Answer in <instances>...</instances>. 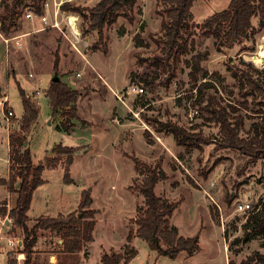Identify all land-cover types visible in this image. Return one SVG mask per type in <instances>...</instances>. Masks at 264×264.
Returning <instances> with one entry per match:
<instances>
[{"label":"rangeland","instance_id":"1","mask_svg":"<svg viewBox=\"0 0 264 264\" xmlns=\"http://www.w3.org/2000/svg\"><path fill=\"white\" fill-rule=\"evenodd\" d=\"M98 1L43 0L42 13L47 21L42 25L46 28L42 32L34 30L39 26L36 18L26 20L25 14L33 11L31 2L27 1L20 8L12 32L21 28L29 30L30 34L24 37L23 52L10 46L11 60L14 63L16 58L20 60V66L17 65L20 86L30 90L39 88L40 93L33 99L38 103L39 112L34 129L26 134L20 132L17 120L22 116L23 106L18 84L12 80L7 94L14 116L8 127L0 117V179H9L5 175L8 164L6 143L11 133H20L35 163L53 153L56 144L76 147L69 169L74 180H63V161L45 170L43 176L48 182L34 192L30 216L39 214L45 205L46 193L49 204L59 199L58 210L67 213L75 208L81 190L90 189L98 208L96 235L92 243L86 242L82 247L84 254L77 258V264H101L100 258L106 252L119 251L125 257L131 247L136 248L137 253L127 264H228L229 261L238 264L255 252L264 253V232L256 234L258 228L244 227L256 212L264 219V155L248 162V157L236 149H216V143L222 138L220 126L212 114L203 109L211 96V107L225 106L232 120L241 115L240 136H248L250 124L264 116L255 112L264 113V98L252 91L248 82L250 76L257 81L264 79V73L255 70L264 67V56L259 62L253 59L264 50V27L258 25V17L252 18L249 37L219 50L214 39L203 34L199 23L211 13L225 8L229 0H197L191 7L193 18L183 30L186 37L194 40L193 45L188 53L174 59L166 58L161 52L164 39L161 23L165 10L158 0H135L132 20L120 15L116 22L104 27L101 41L97 32L89 29L84 17L60 8L68 3L84 9ZM74 14L79 34L75 33V36L67 17ZM54 17L58 27L51 26ZM136 33H139L138 38L134 37ZM55 49L59 53V62L54 70L48 66H51ZM204 51L208 55L201 66L207 69L206 79L214 86L204 88L203 97L198 100L195 90H190V67L186 60L190 55ZM31 60L33 64L30 65ZM75 71L83 72V76L77 78ZM55 72L60 80L69 75L67 72L74 79H83L82 88L77 89L83 98L81 115L97 120L98 124L95 121L89 128H76L71 134L58 127H61L59 113H51L45 94ZM133 86H142L143 91L133 92ZM88 97H92L91 109L84 102ZM112 108V116L119 119L123 130L119 136L109 133L106 140L104 132H99L101 129L97 126H102L100 117H104L106 126L115 127L109 118ZM116 109L124 112L122 117ZM159 122L175 123L209 141H200L197 146L176 145L165 127L156 130ZM144 133H149L146 134L148 139ZM143 163L162 168L167 174L156 184L155 191L169 201H179L170 218L171 223L184 236H199L200 248L189 258L185 252H180L176 258L160 254L136 234L134 218L139 207H143L139 191L143 175L137 167H143ZM6 192L9 195L6 185L0 184L1 213L6 210L3 203L9 202L11 208L14 204L15 195L10 193V198L6 199ZM239 203H249L250 210L238 211ZM32 224L27 223L29 227ZM2 235L23 237L16 224L13 228L4 227ZM37 235L40 242H47L39 247H49V251L55 252L60 250L57 242L61 238L60 231L37 229ZM160 244L167 247L163 241ZM1 251L0 264H6V255L8 259L14 257L16 260L15 256L21 250L17 246L8 247L2 239ZM41 251L35 250L38 259ZM22 257L20 262L16 260L17 264L23 263L24 253Z\"/></svg>","mask_w":264,"mask_h":264},{"label":"trees","instance_id":"2","mask_svg":"<svg viewBox=\"0 0 264 264\" xmlns=\"http://www.w3.org/2000/svg\"><path fill=\"white\" fill-rule=\"evenodd\" d=\"M31 2L35 13L41 14L43 10V0H0L2 11H0V30L4 34L12 32L16 20L20 15V8L25 3ZM163 4L165 18L162 20L164 39L161 52L166 58H179L182 54L190 51L193 39L184 35L183 30L187 29L188 22L193 18L191 7L197 0H158ZM135 0H99L91 7L82 9L79 6H71L64 3L60 6L63 10L80 14L84 17L89 29L95 30L98 40L101 41L104 35V27L111 25L120 15L132 20V10ZM82 10H86L84 13ZM258 17V25L264 27V0H229L225 8L217 10L200 23L199 27L205 36L214 39L217 49L221 47H232L236 42L246 39L250 35L252 18ZM135 38L139 37L136 33ZM207 51L197 52L190 55L186 60L190 67L189 79L191 81L190 90H195L199 99L203 97V89L214 86L208 81V71L201 63L206 59ZM59 53L54 51L53 68H58ZM258 72L264 73V67L256 68ZM204 79V80H203ZM202 80V81H200ZM252 91L258 92L264 98V79L257 81L251 76L248 78ZM23 106V113L20 119V132L28 133L36 122L39 106L30 96L18 87ZM46 96L49 101L51 113H60L64 120L59 128L69 132L72 118L79 119L75 101L79 91L70 87L62 80L50 81L46 89ZM209 96L203 109L210 112L217 124L220 126L222 138L216 143L215 148H232L240 151L248 157V162H252L261 155H264V116L259 121L250 124L248 136H240L239 130L243 124L241 115H236L232 120L225 106L211 107ZM256 114H264L263 111H255ZM156 130L166 128L165 132L171 133L177 145L197 146L198 142H208L199 133H189L184 128L171 122H159ZM147 135L149 133H146ZM144 133V137L148 139ZM192 143H186L188 141ZM20 133L9 135V179H0V184L7 187L9 193H13L14 204L10 210L15 224L21 228L23 237L21 239L20 250L25 254L22 264H36L35 250L33 249L37 240V229H47L49 231H60L62 239V249L64 254H72L82 250L86 242L93 240V229L95 226V209H91L92 197L90 189H82L77 210L59 215L57 217H39L32 226L27 225V212L30 208L34 190L44 182L42 171L45 167H55L64 157L63 180L72 182L73 178L69 174L70 165L73 161V152L76 147L56 144L53 147L54 156H45L37 163L32 161L31 152ZM143 175L139 184V191L143 198V207H139L137 216L134 218L136 224V234L143 238L150 249L156 250L160 254L176 258L180 252H185L188 256L199 250L198 234L184 236L179 233L178 227L171 223L170 218L178 206L179 201H169L159 196L155 187L156 184L166 178V172L162 168L143 163V167H137ZM16 184V185H15ZM3 210V209H1ZM261 213L252 214L244 227L257 229V233L264 232V219ZM167 247L163 248L161 242ZM137 253V249L131 247L129 253L124 257L122 252L113 251L102 254L101 264H127ZM84 254V253H83ZM124 257V258H123ZM123 258V261L121 259ZM64 260H60L62 263ZM8 264H17L13 258L8 259ZM191 264V263H186ZM228 264H234L229 261ZM238 264H264V253L255 252L243 258Z\"/></svg>","mask_w":264,"mask_h":264},{"label":"crops","instance_id":"3","mask_svg":"<svg viewBox=\"0 0 264 264\" xmlns=\"http://www.w3.org/2000/svg\"><path fill=\"white\" fill-rule=\"evenodd\" d=\"M29 11H31V16L30 17H26V15H25V17L27 18H25L26 20H28V18L29 19H32V20H34L35 18H36V20H38L37 22L39 23V26H37L36 28H34V30H36V32H42V31H45V27H43L42 25L44 24V22L41 20V18H40V14H37V13H35V12H33L32 10H29ZM26 23V22H25ZM69 23V22H68ZM69 25H70V23H69ZM30 33H29V30H24V29H21L20 28V30H16L15 32L13 31V32H10L9 34H4L1 30H0V99L3 97V96H7V98H8V103H9V97H8V85L9 84H11L12 83V80H14L17 84H18V87H20L21 89H23V91L26 93V95H28V96H30L32 99H36V95H34V93H35V91L36 90H39V88H35L34 90H30L29 88H26L25 86H20V82L17 80V72H18V70H17V65L18 66H20V60L19 59H15V63L14 62H12V60H11V53H10V46H12L13 48H16L17 49V51H19L20 52V50H22V46L23 45H25L24 44V37L25 36H28ZM4 38H8V40L7 41H5L4 40ZM19 48V49H18ZM56 50V49H55ZM22 52H23V50H22ZM53 60H54V58H53ZM32 61V60H31ZM51 63V62H50ZM89 63V62H88ZM31 64H33V61L30 63V65ZM90 64V63H89ZM49 65V64H48ZM48 67H53V61H52V63H51V66H48ZM20 69V68H19ZM10 70V71H9ZM11 70H12V72H11ZM77 72L78 71H75V76L77 77V78H81V76H83V72H81V71H79V72H81L80 73V75H77ZM67 74H69L67 77H64V79H62L65 83H67L70 87H72V88H75V89H81L82 88V85H83V83H82V81H83V79H74V78H72L71 76H70V72H67ZM28 75H32V73L31 72H28ZM50 81H51V79H50ZM107 82V81H106ZM107 83H109V82H107ZM37 86V84H35V87ZM110 86H111V84H110ZM40 91V90H39ZM80 93H81V91H79ZM20 95V94H19ZM32 95H34V96H32ZM21 97V96H20ZM83 99V98H82ZM81 99V94L79 95L78 94V96H77V99H76V101H75V105H76V107H77V113H78V116H79V119H76V118H72L71 120H70V122L72 123V127H71V129H70V131L69 132H66L67 134H71V133H73L74 132V130H76V128H85V127H87V128H89V126L93 123V122H95L96 121V124H98V121L97 120H93L92 121V119L90 120V119H87V118H85V117H83L82 115H81V111L83 110V107H82V103H83V100ZM117 99V98H116ZM90 100H92V97H88V99H87V101H84L85 102V105H87V107H88V109L90 108L91 109V103H90ZM11 105V104H10ZM114 108H112L111 110H110V112H109V118H110V120L113 122V123H115V125L114 124H112V125H114L115 127H113V128H110V127H108V126H106V124L104 123V122H106L105 121V119L106 118H104V117H100V118H102V126H100V127H98L97 126V128H98V130L99 129H101V130H99V132H104L103 133V136L105 137V139L106 140H108V134L109 133H116L117 134V136H119V134L122 132V124H120V123H118V120L119 119H117L116 117L114 118L113 116H112V110H113ZM115 112L116 113H118V115L120 116V117H122L123 116V114H124V112L123 111H119V110H115ZM22 113H23V111H22ZM58 116H60L59 117V119H60V122L62 123V121L64 120V116H62L60 113L58 114ZM83 117V118H82ZM96 118H98V117H96ZM20 119L21 118H19L18 120H17V123L19 122L20 123ZM80 119L82 120H85V122L84 123H82V121H80ZM115 119H117V121L115 120ZM121 123H123V122H121ZM34 126H35V124H33V126H32V128H31V130H33L34 129ZM18 127H19V124H18ZM30 130V131H31ZM8 141H7V143H6V146L7 147H9V145H8ZM27 143H28V141H27ZM176 144V143H175ZM177 145V144H176ZM9 150H8V148H7V159L9 158ZM55 154H53V153H50V154H46L45 156H54ZM63 156H62V158H61V162L62 161H64L63 160ZM43 159H41L40 161H42ZM7 163H8V161H7ZM63 163V162H62ZM56 167V166H55ZM48 169H51V168H49V167H45L44 169H43V171H42V178H43V180H44V182L42 183V184H40L35 190H34V192L36 191V190H40L41 188H43V187H45L46 186V183L48 182L47 180L48 179H46L44 176H43V173L45 172V170H48ZM6 176L8 175L9 176V174H8V164H7V172H6V174H5ZM74 180V179H73ZM3 187V186H2ZM34 192H33V195H32V200H31V204H30V208H29V210H28V212H27V215H28V220H27V223H29V222H35L36 221V219L37 218H39V217H57V216H59V215H66L67 213H70L71 211H75V210H77V207H78V203H79V201H80V195L79 196H77V203H76V206H75V208L73 209V210H71V211H69V212H67V213H63V212H60L58 209H59V203H60V200L59 199H57L56 201H54L53 203H51V204H49V202H47L46 201V199H49L48 198V196H49V194L48 193H46L45 194V196H44V201H43V203L45 204L44 206H43V208L41 209V210H39L40 212H39V214H35V215H33V216H30V214H31V209H32V204H33V200H34ZM6 194H7V192H6ZM59 197V196H58ZM91 197H92V203H91V206H90V208L91 209H95L96 210V213H95V219H96V222H95V226H94V229H93V240L92 241H90V243H92L94 240H95V235H96V228H97V218H96V214H97V211H98V208L94 205V202H95V198H94V196H93V194H91ZM5 198V197H4ZM33 225V224H32ZM31 225V226H32ZM44 230V229H43ZM39 235H37V240H36V242H35V245H34V250H37V249H41L42 251H41V253H40V257H39V259H38V257H37V255H36V253H35V260H36V264H38V261L40 262L39 264H77V258L79 257V256H81V258H82V254H83V249L82 250H80V251H78V252H75V253H72V254H64L62 251H61V249H62V239L61 238H59V239H57V242L59 243V245L61 246L59 249V251L58 252H55V251H49V247H39V245L40 244H47V242H45V241H42V242H40L39 241ZM199 237V236H198ZM49 243V242H48ZM85 247V246H84ZM193 255V254H192ZM191 256V255H190ZM190 256H188V258L190 257ZM37 257V258H36ZM65 259V261H62V263H60L59 261L60 260H64ZM7 261H8V257H7V255H6V264H7Z\"/></svg>","mask_w":264,"mask_h":264},{"label":"built area","instance_id":"4","mask_svg":"<svg viewBox=\"0 0 264 264\" xmlns=\"http://www.w3.org/2000/svg\"><path fill=\"white\" fill-rule=\"evenodd\" d=\"M45 6H47V4H45ZM26 17H30L31 16V11H28L26 14ZM56 15H57V12H56ZM40 18L43 22H46L47 21V17L44 13H42L40 15ZM51 26L52 27H58V21L56 19V17H54V20L53 22H51ZM5 41L8 40V38H4ZM81 72H77V75H80ZM132 91L133 92H142L143 91V87L142 86H133L132 87ZM40 91L39 90H36L34 95L36 94H39ZM32 95V96H34ZM14 116V110L12 108V106L8 103V98L7 96H3L1 99H0V117L3 119V121L6 123V126L8 127V124H9V121L10 119ZM9 145V143H8ZM8 150H9V147H8ZM8 160V174H9V158L7 159ZM10 198V193L9 195L7 194L6 196V199ZM3 206L6 207V210L4 213H1L0 212V257H1V242H2V239L6 241V244L8 247H19L21 246V238H17L16 236H9V235H2V230L3 228H13L15 223H14V220H13V217L12 215L10 214V204L9 202H5L3 203ZM236 209L238 211H247V210H250V205L249 203H239L236 207ZM23 253L22 251H18V253L16 254L15 258L18 262H20V259L23 258Z\"/></svg>","mask_w":264,"mask_h":264},{"label":"bare ground","instance_id":"5","mask_svg":"<svg viewBox=\"0 0 264 264\" xmlns=\"http://www.w3.org/2000/svg\"><path fill=\"white\" fill-rule=\"evenodd\" d=\"M67 17H68V22L73 27L74 36H75L76 34H78L77 28L75 26V19H76L75 14L74 15H69ZM261 56L262 57L264 56V50H261L256 56H253V59L255 60V62H259Z\"/></svg>","mask_w":264,"mask_h":264},{"label":"water","instance_id":"6","mask_svg":"<svg viewBox=\"0 0 264 264\" xmlns=\"http://www.w3.org/2000/svg\"><path fill=\"white\" fill-rule=\"evenodd\" d=\"M58 80H60V76L55 72L51 78V81H58Z\"/></svg>","mask_w":264,"mask_h":264}]
</instances>
